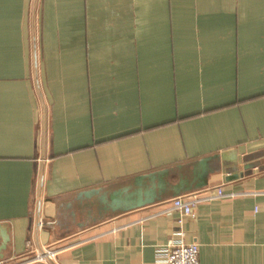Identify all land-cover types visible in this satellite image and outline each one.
<instances>
[{"label":"crops","instance_id":"0c3cea01","mask_svg":"<svg viewBox=\"0 0 264 264\" xmlns=\"http://www.w3.org/2000/svg\"><path fill=\"white\" fill-rule=\"evenodd\" d=\"M170 240L264 264V0H0V264Z\"/></svg>","mask_w":264,"mask_h":264},{"label":"built area","instance_id":"2783aa9c","mask_svg":"<svg viewBox=\"0 0 264 264\" xmlns=\"http://www.w3.org/2000/svg\"><path fill=\"white\" fill-rule=\"evenodd\" d=\"M219 195H223L222 189H219ZM204 199L197 194L180 195L172 200V207L184 215L195 217V208ZM182 222L183 218H179L178 223ZM33 250L34 260L49 262L57 259L58 248L53 245L34 247ZM162 252L167 264H200V246L196 241L170 240Z\"/></svg>","mask_w":264,"mask_h":264},{"label":"water","instance_id":"95a60500","mask_svg":"<svg viewBox=\"0 0 264 264\" xmlns=\"http://www.w3.org/2000/svg\"><path fill=\"white\" fill-rule=\"evenodd\" d=\"M227 171L230 172V173H232V174L234 173V176L233 177H235V178H237L239 176H244L245 175V170H241L240 171L238 164H235V165L229 167Z\"/></svg>","mask_w":264,"mask_h":264}]
</instances>
